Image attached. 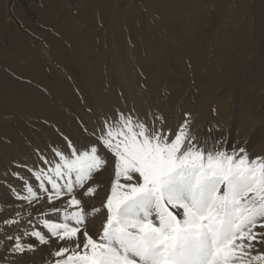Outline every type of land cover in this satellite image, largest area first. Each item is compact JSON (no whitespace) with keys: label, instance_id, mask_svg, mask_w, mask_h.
Listing matches in <instances>:
<instances>
[{"label":"bare ground","instance_id":"obj_1","mask_svg":"<svg viewBox=\"0 0 264 264\" xmlns=\"http://www.w3.org/2000/svg\"><path fill=\"white\" fill-rule=\"evenodd\" d=\"M128 1V9L124 10L123 0H84L76 14L87 23V29L83 36L81 29L77 30L76 39L80 42L65 38L70 42L72 57L65 52L67 43L65 46L55 37H47L42 42L49 55L39 49L42 46L39 40V44L29 46L21 33L12 32V27L5 30L0 18V36L7 38L6 48L11 51L0 41V236L16 231L15 226L5 228L3 224V220L12 218L15 212H21L25 218L29 214L35 217L26 203L22 205L14 200L3 186L5 171L11 169L29 176L24 169L15 168L14 162L28 165L38 162L36 149L46 150L51 143L62 142L61 133L75 143H84L86 137L82 129L86 127L91 132L101 112L117 108L132 111L150 123L153 117L159 116L166 122V128L177 127L183 122L184 114L190 113L194 133L207 135L211 129V136L223 137L229 149L233 144H246L250 155L264 156V71H257L258 80L254 85L256 81L252 78L257 73L254 71L256 74L251 77L252 71L247 68L251 63L245 64L244 60L243 66L236 65L240 71H245L238 77H234L235 66L231 65L234 72L226 68L234 60L237 63L242 56L237 53H245L246 49L254 53L252 51L258 48L262 54L264 40L258 47V38H246L243 30L241 35H232L234 21L227 25L223 22L225 26L222 25L217 36L209 38L208 35L217 15L228 13L229 20L240 19L248 10V0H236L234 11L230 5L232 0H220L213 8H208L209 3L205 7V0ZM258 3L260 0H254L255 10ZM54 9L52 1L38 9L41 21L53 25L57 20L52 18L56 17ZM247 13L250 18L252 12ZM198 18L199 21L206 19L209 26L199 25ZM20 19L22 23L24 19ZM97 22L101 23L99 37L95 34ZM24 23L22 26L27 25ZM121 27L126 29V34ZM200 29L206 37L200 34ZM196 32L202 38L199 35L195 38ZM163 34H166L164 38ZM240 36L244 38L242 41ZM61 53L64 58L60 57ZM243 56V59L249 57ZM56 62L61 64L56 65ZM219 62L223 63L221 67ZM36 73L43 80L41 86L35 84L34 89ZM245 75L251 78L244 80L242 87ZM23 94L28 96L25 101ZM29 179L32 178L29 176ZM8 180L14 185L20 184L11 176ZM96 180L100 182V190L95 198L85 201L86 206H100L108 190L109 172L106 170ZM43 211L47 212L48 208ZM104 215L89 217L88 228L92 232L100 227ZM10 247L11 242L6 238L0 243V264H5L7 258H14L18 264H46L49 254L56 249V242L53 240L50 246L37 245V251L15 257L8 251Z\"/></svg>","mask_w":264,"mask_h":264},{"label":"snow or ice","instance_id":"obj_2","mask_svg":"<svg viewBox=\"0 0 264 264\" xmlns=\"http://www.w3.org/2000/svg\"><path fill=\"white\" fill-rule=\"evenodd\" d=\"M184 117L166 128L162 117L150 123L112 109L91 132L82 129L84 143L61 133L62 142L36 149L38 162H14L32 179L7 169L3 186L35 217L17 211L3 220L16 231L0 243L11 242L15 257L54 240L46 264H264V156L246 144L229 149L211 129L194 133L190 113ZM106 170L105 198L86 206ZM101 213L92 232L89 217Z\"/></svg>","mask_w":264,"mask_h":264},{"label":"rangeland","instance_id":"obj_3","mask_svg":"<svg viewBox=\"0 0 264 264\" xmlns=\"http://www.w3.org/2000/svg\"><path fill=\"white\" fill-rule=\"evenodd\" d=\"M52 1V3H53V7H55V9H54V12L53 13H56V17L55 16H52V18L53 19H57V20H55V22L53 23V25L51 24V25H47V24H45L43 21H41V19H40V15H39V11H38V9H40L43 5H45V3H49V2H51ZM83 1L84 0H3V6H0L1 8H0V18L1 19H3V28L6 30L7 28H10V27H12L13 29H12V32H14V33H21V35H23V37L25 38V42L27 41V44L30 46H34L36 43L37 44H39V42H40V45H42V46H39V49L41 50V51H43V52H45V54L47 53V55H49L48 54V50L46 49V47H45V45L42 43L43 41H46V38L47 37H55V40H61L62 41V43H63V45H65V46H67L66 47V49H65V52H67V54H68V56L69 57H72V49H71V46H70V42H66V40H65V38H74V39H76L77 37V34H78V32H77V30L80 28L81 29V36H83L84 35V32L86 31V27H87V23L85 22V21H81L79 18H78V14H76V13H78L79 11H80V6L82 5L81 3H83ZM100 1H102V0H100ZM134 1H136V3L138 2V3H142L141 2V0H134ZM220 0H205V3L206 4H204L205 5V7H206V5L208 4V8H213L214 6H215V4L216 3H218ZM259 1V0H258ZM39 2V3H38ZM176 2H179L178 0H175V3ZM211 3V4H210ZM215 3V4H214ZM130 4V1H128V0H123V2H122V6L124 7L123 9L124 10H126V9H128V5ZM234 4V5H233ZM254 0H248V5H247V8H248V10H250V13L252 12V15L250 16V18L248 17L249 15H248V10H246L245 11V13H244V15H242V17L239 19H236V20H233V19H231V20H229V17L227 16L228 15V13L227 14H222V15H217V17L216 18H214V20L212 21V24H211V30L208 32V35H209V38H213L214 37V35L215 36H217V34L218 33H220L219 32V29H220V31H221V29L223 28V26L222 25H224L225 26V24L227 25L228 23H232V21H234V27H233V29H231V33H232V35L233 34H235V35H241V33H242V30H243V32L244 33H247L246 34V38H258V47H260L261 46V43H262V41L264 40V5H263V0H260V3H258V6H257V10H255V8H254ZM37 5V6H36ZM230 5H231V10H233L234 11V6L236 5V0H232L231 1V3H230ZM229 5V6H230ZM34 9V11H33V9ZM177 8V7H176ZM176 8H174L175 9V11H176ZM230 8L228 9V10H230ZM252 8H254V10L252 9ZM236 9V8H235ZM78 11V12H77ZM62 17H59L58 16V14ZM75 13V14H74ZM12 14V15H11ZM246 14H247V16H246ZM210 14H207V16L208 17H210L209 16ZM8 16V17H7ZM19 16H20V18L22 17L24 20L23 21H21L22 23H20V21L19 20H22V19H20L19 18ZM37 16H39V17H37ZM203 16V15H202ZM201 16V17H202ZM222 16V17H221ZM4 17V18H3ZM10 17H12V20H11V18ZM38 19H37V18ZM18 18V19H17ZM219 18V19H218ZM226 18H227V20H226ZM249 18V20L247 21V22H245V20H247V19ZM221 19V20H220ZM223 19V20H222ZM200 20V18H198V20H197V22L199 23V25H201V26H204V27H207V20L205 19V20H202V21H199ZM7 21V22H6ZM9 22V23H8ZM23 22H26V23H24V24H27L26 26H22L23 25ZM61 22H63L62 24H61ZM187 22H192V21H187ZM218 22V23H217ZM223 22H225V24L223 23ZM242 22V23H241ZM5 23V24H4ZM203 23V24H202ZM97 25H96V27H95V29H96V32H95V34H96V37H99V34L101 33V32H99V30L101 29V23H99V22H97L96 23ZM128 23H126V25H127ZM133 24V23H132ZM178 24V23H177ZM207 24V25H206ZM214 24V25H213ZM240 24V25H239ZM57 25V26H56ZM67 25V26H66ZM99 25V26H98ZM125 25V24H124ZM125 25V26H126ZM129 25H131V24H129ZM137 25V24H136ZM179 25V24H178ZM217 25V26H216ZM133 25H131V27H132ZM181 25H179V27H180ZM209 26V25H208ZM239 26V27H238ZM123 27V26H122ZM121 27V31L123 32L124 31V34H126L125 33V31H126V29L124 28H122ZM128 27V26H127ZM2 28V27H1ZM182 28H184V27H182ZM190 28H191V26H190ZM67 29V30H66ZM187 30H189L188 29V27L186 28ZM202 29H203V27H202ZM202 29H200L199 30V32H201L200 34H202V35H205L204 33H202L203 32V30ZM205 29V28H204ZM218 31H216V30ZM235 30V31H234ZM241 30V31H240ZM135 31H138V28H136L135 29ZM236 31H237V33H236ZM119 32V36L121 37V38H123V34H120V31H118ZM229 32V31H228ZM239 32V33H238ZM166 33V32H165ZM167 33H169V30L167 31ZM190 33H192L191 31H190ZM197 34L196 35H194V37L196 38H198L199 36L202 38V36L201 35H199V33L198 32H196ZM34 34V35H33ZM188 35H189V33H187ZM58 35V36H57ZM129 35V34H128ZM164 35H166V34H163L162 35V38H164L165 36ZM199 35V36H198ZM125 36H127V35H125ZM102 37L104 38V35H102ZM158 37H160V36H158ZM205 37H206V35H205ZM204 37V38H205ZM243 36H240V38H242ZM1 38H3V39H1ZM6 37L3 35V36H0V41H2V42H4L3 43V45L5 46L4 48H6V46H7V38L5 39ZM27 38V39H26ZM38 38V39H37ZM81 38H83V37H81ZM106 38V37H105ZM259 38H262V40H260ZM5 39V40H4ZM79 39V38H78ZM244 38H242V39H240L241 41L243 40ZM38 40H39V42H38ZM77 40V39H76ZM250 41H251V39H249ZM252 40H255V39H252ZM68 41V40H67ZM78 42H80L81 40L79 39V40H77ZM87 41V40H86ZM246 41H248V40H246ZM65 43H67V45L65 44ZM69 43V44H68ZM75 43V42H74ZM89 43L90 42H88L86 45H89ZM36 44V45H37ZM77 46H78V44L77 43H75ZM8 47V46H7ZM244 47V46H243ZM44 48V49H43ZM241 48H242V46H241ZM263 48H264V45H263ZM7 49V48H6ZM143 49V48H142ZM139 50H141V49H139ZM264 50V49H263ZM263 50H261L260 51V53H262V54H259V51H258V48H255L252 52H254V53H250V51L251 50H245V53H237L238 55H242L240 58V60L238 59V60H236V62L237 63H235V60H234V62L232 63V64H230V66H226V68H229V70H230V72H238L237 73V75H236V73H235V76L234 77H238L239 76V74L242 72V71H240L239 69H238V67L236 66V65H240V67L241 66H243L244 64H242L243 62H244V60L246 61L245 62V64L248 62V63H251V65L249 66V67H247V68H250V70L252 71L251 72V77H253L256 73H257V75H255L253 78H252V80L253 81H256L255 83H254V85L257 83V80H258V72L259 71H264V70H262L263 68H264V59H263V61L261 62L260 60L262 59V58H264V56H261V55H264V52H263ZM7 51L8 52H11L10 51V49L8 48L7 49ZM249 51V52H248ZM235 52H238L237 50H235ZM231 53H232V51H231ZM11 54V53H10ZM9 54V55H10ZM243 54L244 55H248L249 57H251V59H249V57H247V59H243L244 58V56H243ZM259 54V56L256 58V60H252V58L255 56V55H258ZM60 55H62V56H60ZM59 56L61 57V58H64L65 56L61 53ZM67 57V56H66ZM259 58V59H258ZM261 58V59H260ZM248 59L249 60H251L250 62L248 61ZM242 60V61H241ZM205 61V60H204ZM261 62V63H259V62ZM203 63V62H202ZM61 63H57L56 62V65H60ZM204 64V63H203ZM219 64H220V62H219ZM242 64V65H241ZM223 65V63L222 64H220L219 66L221 67ZM231 65H233V66H235L236 67V69L233 71L232 70V67L233 66H231ZM253 65H256L255 67L253 66ZM259 65H260V67H259ZM261 65H262V67H261ZM254 67V69H252ZM59 68V67H58ZM138 68V67H137ZM256 68H257V70H256ZM259 68H261V69H259ZM259 69V70H258ZM254 71H256V73L254 72ZM258 71V72H257ZM242 73H245V71L244 72H242ZM47 74H48V72H47ZM246 74H249V73H246ZM254 74V75H253ZM38 75V76H37ZM246 76V75H245ZM244 76V77H245ZM250 77V78H251ZM35 82L32 84V87H34V89H35V86L37 85H40L41 86V80H43V77H41V75L40 74H38V73H36L35 74ZM37 78V79H36ZM247 78H248V80L250 79L249 77H245L243 80H242V82L244 81V80H246L247 81ZM38 80H40V81H38ZM241 80V79H240ZM38 83V84H37ZM36 84V85H35ZM243 85H245V81L242 83V87H243ZM254 85L251 87V89L254 87ZM36 86V87H37ZM39 86V87H40ZM57 86V85H56ZM38 87V88H39ZM41 88V87H40ZM39 88V89H40ZM250 89V90H251ZM22 92V91H21ZM249 91H247L246 93H248ZM20 93V92H19ZM29 93H31V91L29 92ZM23 96H24V98H23V101H25L24 99H26L28 96H25V94H23ZM32 97V96H31ZM245 97H246V95H245ZM10 98V97H9ZM8 98V99H9ZM7 99V98H6ZM12 99V98H11ZM32 99L34 100V102L36 103V101H35V98L34 97H32ZM37 100V99H36ZM12 101V100H11ZM40 101H41V99H40ZM37 102H39V100H37ZM40 103V102H39Z\"/></svg>","mask_w":264,"mask_h":264}]
</instances>
